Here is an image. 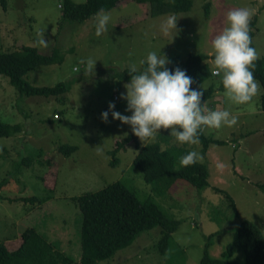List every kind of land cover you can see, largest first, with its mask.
<instances>
[{
    "label": "rangeland",
    "instance_id": "obj_1",
    "mask_svg": "<svg viewBox=\"0 0 264 264\" xmlns=\"http://www.w3.org/2000/svg\"><path fill=\"white\" fill-rule=\"evenodd\" d=\"M207 1L210 3L205 13ZM60 3V0L0 2V51L29 45L47 52L56 46L63 55L62 62L37 66L24 78L34 86L71 84L69 91L58 98L24 96L7 77L0 75V120L21 124L20 133L0 137V180L6 178L0 185V241L15 247L21 240L18 233L33 227L56 242L60 250L76 255L72 247H79L80 213L77 204L70 200L71 196L100 189L120 179L138 190L147 191L140 173L131 174L130 168L139 148L154 142L155 138L143 144L137 138L136 147L130 141L124 149L115 151L118 163L114 166L109 163L112 156L108 153L115 141L132 132L130 125L114 120L110 111L107 123L101 118V114L108 111L109 103H114V111L122 115L132 114L125 110L127 101L120 99V94L126 93L124 85L130 80L111 75L114 71L128 69L129 64H136L140 70V61L153 51L158 56L165 55L172 64L189 53L212 55L211 42L227 26L226 13L238 8H250L254 12L252 17L256 16L252 47L260 58L264 56V0H192L189 11L174 13L178 32L173 30L167 36L160 31V24L173 13L151 16L148 2L119 0L112 9L105 11L111 19L107 31L100 36L95 34V15L82 23L63 21ZM38 33L44 34L47 47L38 44L41 38ZM89 58L96 61L92 73L86 72V64L81 63ZM213 59H207L210 70ZM221 79L222 76L212 75L198 87L205 88L213 83L217 88ZM261 92L262 88L249 103L237 105L225 97L224 89H216L212 98L204 103L203 107L208 110H228L238 118L232 127L202 129L205 136L222 140L223 144L210 143L203 152L201 142L185 144L207 163L210 189L199 195L189 190L182 199L178 197L184 195L183 191L173 198L165 197L171 206L165 204L164 199L161 201L157 192L151 197L161 205L163 212L179 220L171 234L167 251L170 255L157 253L160 256H154L152 251L159 237V228L154 227L142 232L139 245L118 250L108 264H140V261L141 264H199L205 236L213 232L215 224L232 235L234 228L246 219L254 222L264 235V191L257 185L264 182ZM221 98L223 104L222 100L216 102ZM212 100L215 103L210 106L208 102ZM166 131L170 134L171 130ZM170 143H175L172 136ZM61 145L74 146L75 150L62 153ZM25 155L32 156L30 164L22 163L13 168ZM45 159L51 162L48 164ZM51 186L53 191L46 188ZM48 192L53 193L52 198L40 205L32 206L29 200L25 205L22 199H14ZM231 206H235L237 217L233 211L228 215ZM226 241L225 237L216 240L213 236L210 252L218 256Z\"/></svg>",
    "mask_w": 264,
    "mask_h": 264
},
{
    "label": "trees",
    "instance_id": "obj_2",
    "mask_svg": "<svg viewBox=\"0 0 264 264\" xmlns=\"http://www.w3.org/2000/svg\"><path fill=\"white\" fill-rule=\"evenodd\" d=\"M118 1L84 0L83 2H74L72 0H60L61 19L72 23H82L94 16L100 9H104V11L112 9ZM136 1L148 2L149 15L151 16L187 12L193 4L192 0ZM0 2L4 4V0H0ZM209 3L207 1L204 4L205 13H207ZM255 23L256 16L252 17L250 21L251 37L254 35ZM213 57V54L189 53L177 63L169 62L166 65L170 71L179 67L186 72L187 76L192 78L194 82L191 88L203 91L202 104L212 98L216 89H223L222 83L217 88L213 83L205 88L198 87L201 82L212 76V70L207 65V59ZM62 60L63 55L56 46L47 52H42L34 46L23 45L15 50L0 51V75L7 77L8 82L21 95L58 98L62 93L69 91L70 82H59L53 86H34L24 77L29 70L37 66L60 63ZM143 67L142 65L141 69ZM127 70L114 71L111 76L130 80L131 77ZM253 72L255 79L262 88L259 108L264 111V56L255 62ZM221 100L223 104V98L216 99V102ZM208 103L212 106L215 102L212 100ZM55 116L59 119L57 114ZM20 131L21 124H11L0 120V137H9L20 133ZM137 138L130 132L121 140L115 141L113 149L108 153L112 156L109 160L110 165L114 166L118 163L119 158L114 155L115 151L124 149L125 144L130 141L136 147ZM170 139V134L162 129L160 134H155L154 142L141 146L133 157L130 173H140L147 191L138 190V187L120 179L113 180L100 189L70 197V200L77 204L80 213L79 247L76 245L72 247L76 249V255L60 250L56 242L49 240L35 228L26 227L18 233L21 240L17 246L10 247L9 242L0 241V264H99L103 261L108 264L116 256L118 250L130 245H139L142 232L154 227L159 228V237L155 242L154 251H152L154 256H160L157 253L170 255L167 251L170 246L171 234L177 228L179 220L163 212L161 205L151 197L157 192L156 196L163 201L165 197L168 196L170 199L173 198L174 194L177 195L183 191L184 195L178 197V199H182L189 190H194L193 193L199 195L209 186L207 163L198 161L193 165L181 167L179 157L193 150L176 141L169 144ZM199 139L201 152L210 143L216 145L225 143L222 140L212 139L210 135L205 136L202 131L199 133ZM232 147L234 148L233 145ZM59 150L67 154L75 150V147L61 145ZM31 161L32 156L25 155L16 161L13 168L22 163L29 165ZM45 162L49 164L51 160L45 159ZM11 173L12 171L8 172L7 175ZM5 180L6 178L3 179L2 177L0 185ZM257 185L264 191V182L257 183ZM46 188L53 191L52 186ZM52 195L53 193L48 192L40 196H18L14 199H22L26 202L25 205L29 200L33 206L35 203L40 205V202L51 199ZM140 196L143 198L142 201ZM165 204H169V201L165 200ZM205 240L199 264H264V235L252 221L241 220L238 226L234 228L231 239L222 246L218 256L210 252L213 244L212 234L205 236ZM139 263L141 264L142 261Z\"/></svg>",
    "mask_w": 264,
    "mask_h": 264
},
{
    "label": "clouds",
    "instance_id": "obj_3",
    "mask_svg": "<svg viewBox=\"0 0 264 264\" xmlns=\"http://www.w3.org/2000/svg\"><path fill=\"white\" fill-rule=\"evenodd\" d=\"M254 12L250 8L231 9L226 13V27L211 42L214 59L213 76H222L221 83L225 97L233 104L249 103L260 88L253 69L259 59L257 50L252 47L250 21ZM111 17L104 9L95 14V34L100 36L107 31ZM177 17L169 15L160 24V31L167 36L171 31L177 34ZM43 33L38 44L47 47ZM86 64V72L92 73L96 61L89 58L81 61ZM167 57L161 53L149 52L146 59L140 61L144 67L138 70L136 64L128 65L130 82L125 84L126 93L120 99L127 101L126 111L130 116L114 111L115 104L109 103L108 111L101 114L107 123L109 111L114 120L130 125L132 133L145 141L155 138L160 129L171 130L170 136L180 144L196 145L200 143L199 133L204 127L219 129L232 127L238 118L228 110H208L201 102L202 90L192 89L193 80L184 70L177 67L170 71L166 65ZM196 151H190L179 157L181 167H187L202 160ZM220 237H216V240Z\"/></svg>",
    "mask_w": 264,
    "mask_h": 264
},
{
    "label": "crops",
    "instance_id": "obj_4",
    "mask_svg": "<svg viewBox=\"0 0 264 264\" xmlns=\"http://www.w3.org/2000/svg\"><path fill=\"white\" fill-rule=\"evenodd\" d=\"M186 148H189V147H186ZM189 149H191V148H189ZM200 162H204V161H201L200 160ZM209 171V170H208ZM207 189H210V186L209 187H207V188H205L201 193H203L205 190H207ZM214 209V208H213ZM211 209H209V211H210ZM231 211H233V214H235L236 215V217H237V215H238V212H237V210H236V208H235V206L233 207V206H231V208L229 209V211H227V213H228V215L230 216V212ZM208 219L210 220V222L211 223H213V224H215V222L211 219V217H208ZM215 228L213 229V232L212 233H210V234H212V237L213 236H216L217 238L218 237H225V238H227V241H228V236H230L231 235V233L229 232V231H226V230H223L220 226H218L217 224H215ZM224 231V232H223ZM219 240V239H218ZM227 241H226V243H227Z\"/></svg>",
    "mask_w": 264,
    "mask_h": 264
}]
</instances>
